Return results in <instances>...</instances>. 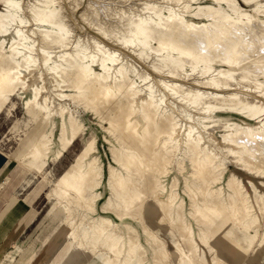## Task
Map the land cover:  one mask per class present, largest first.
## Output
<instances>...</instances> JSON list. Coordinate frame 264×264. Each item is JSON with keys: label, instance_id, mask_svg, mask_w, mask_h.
I'll use <instances>...</instances> for the list:
<instances>
[{"label": "bare ground", "instance_id": "obj_1", "mask_svg": "<svg viewBox=\"0 0 264 264\" xmlns=\"http://www.w3.org/2000/svg\"><path fill=\"white\" fill-rule=\"evenodd\" d=\"M202 1L87 0V38L82 0H4L0 115L19 100L50 124L18 166L42 173L81 136L72 102L108 123L107 174L91 139L50 191L80 264H241L263 243L264 192L222 168L264 186V0ZM186 162L189 208L166 184Z\"/></svg>", "mask_w": 264, "mask_h": 264}, {"label": "rangeland", "instance_id": "obj_2", "mask_svg": "<svg viewBox=\"0 0 264 264\" xmlns=\"http://www.w3.org/2000/svg\"><path fill=\"white\" fill-rule=\"evenodd\" d=\"M66 1L69 4L68 0ZM86 1L82 0L81 8L79 7V9L73 8V6L69 7L70 5L68 6L70 24L72 23V28H75L74 32L78 31L75 34L83 35L87 38L90 36L100 37V34L96 30L93 31V28L89 26L88 21L86 20L87 22H85V19H82L83 16H80L83 14ZM202 2H205V0ZM3 6L4 0H0V10ZM103 12L105 13V11ZM14 102L18 103L20 101L15 100ZM17 106L18 108L15 109V113L20 118L19 121H16V125H18L17 129H13V122L7 121L4 117L0 119V140H3L2 143L5 148L11 151L13 155L21 152L23 148L29 145V141L33 135L32 133L36 131L37 126H41L43 130H48L50 127L46 119L41 124L40 121H35L31 115H28V110L24 109L22 104L18 103ZM71 106L75 112V117L84 124L82 134L76 144L64 155L60 162H51L49 174L50 183L43 182L40 178V173L32 171L24 172L25 180L17 189L19 192V208L22 209V214L19 218L18 227L9 232L5 237L0 238V252H3L0 253V264H69L67 263V257L70 252L77 254L75 255V259L79 260V262L74 264H80V261L83 259L80 250L74 248L68 250L70 243L66 236L65 216L63 213L58 212L59 206L55 203L54 198L47 195V191L66 166L72 162L74 156L91 139H95L96 141V154L101 157L106 171L105 173L107 174L113 160L111 145L106 141V137L108 139H112V137L106 129L108 123L103 121L85 103L76 101L72 102ZM219 135L220 133H218ZM1 160L3 164L8 162L4 156H1ZM11 160L13 161V159ZM224 163L222 169L225 171L226 179L233 173L238 174L245 180H248L250 177H255V182L260 190L264 192V186L260 183V177L251 175L250 172L243 169L234 159H226ZM187 164L186 162V169H182L183 166L180 165L175 170L170 171L166 177V184L170 185L174 178L178 176L180 179L181 193L186 199L189 208L190 199L184 193V189H186V177L190 179V171L192 169ZM104 180L106 181V176ZM156 230L159 235L172 242L173 237L167 234L160 224L159 227H156ZM252 230L254 231V229ZM258 230L260 234L264 232V217H260ZM199 233L198 231V236ZM209 238H211V235ZM203 247L209 252L205 244ZM243 263L264 264V240L261 243V237H259V242H257L255 249L252 250L246 260L241 264Z\"/></svg>", "mask_w": 264, "mask_h": 264}, {"label": "crops", "instance_id": "obj_3", "mask_svg": "<svg viewBox=\"0 0 264 264\" xmlns=\"http://www.w3.org/2000/svg\"><path fill=\"white\" fill-rule=\"evenodd\" d=\"M18 103H20L24 106V104L22 102H18ZM18 103L17 102L11 103L9 108L5 112H2L0 115V119L2 117H4L7 121H11L14 123L13 129L18 128V125H16V123H17L16 121H19V119H20V118H18V116L15 113V109L18 108V106H17ZM23 108L27 109L25 106ZM9 112H12L14 114V117L12 119H10L8 117ZM28 115H30V114L28 113ZM41 128H42L41 126L36 127V131H34V133H32L33 135L29 141L30 142L29 145H27L25 148L22 149L21 152L15 154V155H13L11 153V151L7 150V148H5L4 144L2 143L3 140H0V238L5 237L6 235H8L9 232L13 231L14 229H16L18 227L19 218L21 217V214H22L21 213L22 209L19 208V206H20L19 192L17 189H18L19 185H21L22 182H24V180H25L24 172L25 171H32V170H24V169L20 168L18 166V158L23 154V152L28 148V146H30V144H32L35 135H37L38 132L43 130ZM79 138L73 143V145L67 151L64 152V154L60 160L54 161L53 159H51L49 161V164L47 165L46 169L44 171H42V173H40V178L42 179L43 182L50 183L49 174H50L51 162H53V163L60 162L62 160V158L64 157V155L76 144V142L79 140ZM82 148H81V150H82ZM77 154L74 156V158L77 156ZM1 156L2 157L4 156L8 160V162L6 164H3L2 160H1ZM74 158H73V160H74ZM11 159H13V161ZM71 163H69L66 166V168L60 173V175L67 169V167ZM32 172L39 173L38 171H35V170H33ZM43 176H46L47 179H45ZM8 178H9V180L7 181ZM50 191H51V186L47 191L48 196H50ZM0 253H3V252H0ZM75 255H77V254L76 253L73 254L72 252H70L68 257H67L68 258L67 263L74 264V263L79 262V260L75 259L76 258Z\"/></svg>", "mask_w": 264, "mask_h": 264}]
</instances>
